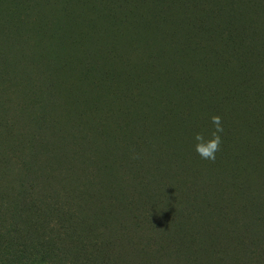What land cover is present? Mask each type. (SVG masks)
Masks as SVG:
<instances>
[{
    "label": "rangeland",
    "instance_id": "rangeland-1",
    "mask_svg": "<svg viewBox=\"0 0 264 264\" xmlns=\"http://www.w3.org/2000/svg\"><path fill=\"white\" fill-rule=\"evenodd\" d=\"M8 1L0 264H264V211L251 207L264 204V62L240 63L226 46L264 53V0H207L226 29L216 37L179 20L128 19L123 8L113 19L102 0ZM129 70L143 74L142 96L105 78ZM212 115L224 129L214 162L194 138L211 139ZM188 206L204 212L199 222ZM156 219L158 229L143 228Z\"/></svg>",
    "mask_w": 264,
    "mask_h": 264
},
{
    "label": "trees",
    "instance_id": "trees-1",
    "mask_svg": "<svg viewBox=\"0 0 264 264\" xmlns=\"http://www.w3.org/2000/svg\"><path fill=\"white\" fill-rule=\"evenodd\" d=\"M105 8L109 9L110 13L112 12L111 16L113 19H118L117 17V11L120 8H123L125 10V12L128 15V19L132 18L133 20L138 22H142L145 24H149L152 22H160L164 25L167 26H172L173 24L177 23L176 20H179L182 23H188L189 25H191L194 28L203 30V31H212L214 33V36H223L224 31H226V29H224L222 26H217L213 23V19H211V14H216V9L213 7L214 5L211 4L209 1L207 0H191V1H187L189 4H183L185 3V0H102ZM8 3H11V0L8 1ZM180 11L183 14V17H178L177 15H179ZM122 18V17H121ZM120 18V19H121ZM113 21H117V20H113ZM254 26H251L250 29H254ZM4 32V31H3ZM1 33L3 35L8 36V34ZM253 33H257V29H254ZM260 36V35H259ZM226 46L228 48L231 49V52L233 53L234 57L236 58V60L240 63H245L248 62L249 64H254V65H258L263 63L264 61V53L263 54H254L251 51H248L244 48L243 46V41L240 40L239 42H229L226 41ZM251 54H254V58L251 60H248V56H250ZM150 70V69H149ZM148 70V71H149ZM142 73H139L138 71H133V70H129V71H122V72H110L109 75L105 74V78L108 82H110V78H113L115 80H117V77L119 78V82L120 83H126V87L127 89L130 91L131 87H133V90L135 88L138 89L139 93L138 96H140L145 89V86L147 85L146 82H142L141 80H139V78L142 76ZM164 76H166V74H163ZM145 77H150L149 79H151L150 81H148V84H150L152 81L156 82V84L161 83V81H159V75H152L150 73H146ZM183 79H186L185 77ZM178 81H182V79H179ZM176 83V81H175ZM96 86H100L96 85ZM118 87V85L116 83H111L108 86V90L112 91L114 89H116ZM127 93V92H126ZM124 95H127L125 93H123ZM142 96V95H141ZM135 98V97H134ZM142 111V110H141ZM142 117L141 120L142 122H146L149 117H150V113H144V111H142ZM195 176V174L193 175ZM143 181V180H141ZM109 182L111 185H113V183L115 181H113L112 179L109 178ZM227 189V188H226ZM225 189V190H226ZM192 191H194L193 188H191ZM182 193L183 196L187 199V200H193L194 198H197L198 195H191L189 193V191H187L186 189L182 188ZM194 197V198H193ZM219 202L221 200V195L219 197ZM250 198L252 200H256L255 197L250 196ZM202 202H207V200H202L199 202V205H202ZM232 204L234 203V201L231 202ZM192 204H194V206L198 205L197 202H193ZM257 203L252 202V206L251 207H256L254 209V212H260V211H264V204L259 203L258 205H256ZM106 207V206H105ZM112 208V207H111ZM246 209H249L250 206H245ZM3 210V208H2ZM1 211V209H0ZM185 212H187L190 216V218L192 220H194L195 222H199L201 220V215H203V211L200 212L198 209H194L191 207H186L184 209ZM240 212L238 211V209L234 210V214L237 215V213ZM1 216V214H0ZM264 222V215L261 218V223ZM158 223L159 220L156 219V221H152L151 223L149 222H145L144 223V229L145 230H149L151 231L152 229L157 228L158 229ZM203 229H205V232H208L209 234H211V232H215L214 228L211 225H206V226H201ZM217 235H214V237H216ZM144 257L146 258V260H150L148 257V253H146L145 251H142Z\"/></svg>",
    "mask_w": 264,
    "mask_h": 264
},
{
    "label": "clouds",
    "instance_id": "clouds-1",
    "mask_svg": "<svg viewBox=\"0 0 264 264\" xmlns=\"http://www.w3.org/2000/svg\"><path fill=\"white\" fill-rule=\"evenodd\" d=\"M210 121L214 127V131L211 132V139L206 140L202 133H197L194 137L197 141L195 151L202 159L214 162L216 159L215 154L220 150V145L222 143L220 133H222L224 129L222 126V117L219 115H212Z\"/></svg>",
    "mask_w": 264,
    "mask_h": 264
}]
</instances>
